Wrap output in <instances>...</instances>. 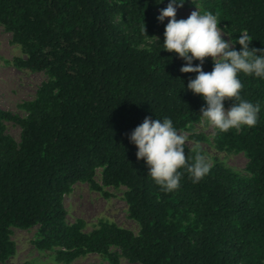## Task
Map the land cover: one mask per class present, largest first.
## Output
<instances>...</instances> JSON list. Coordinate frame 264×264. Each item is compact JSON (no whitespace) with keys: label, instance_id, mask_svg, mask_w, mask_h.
Returning a JSON list of instances; mask_svg holds the SVG:
<instances>
[{"label":"trees","instance_id":"1","mask_svg":"<svg viewBox=\"0 0 264 264\" xmlns=\"http://www.w3.org/2000/svg\"><path fill=\"white\" fill-rule=\"evenodd\" d=\"M166 3L0 0V26L21 52L5 63L47 77L18 105L25 116L0 108V263L16 254L13 228H36L33 246L55 264L89 254L109 264H264V79L238 74L242 97L261 104L256 126L212 136L218 152L245 156V174L215 159L197 183L180 169V187L166 192L127 139L145 116L169 117L178 132L200 121L204 101L187 90L196 74L180 72L185 62L162 49L157 12ZM193 3L218 16L232 43L246 32L250 47L264 48V0ZM212 67L206 57L203 70ZM7 122L20 128L19 141ZM185 154L192 162L193 148ZM77 183L105 196L103 188L123 187L137 234L106 220L90 232L81 219L69 223L64 198Z\"/></svg>","mask_w":264,"mask_h":264},{"label":"clouds","instance_id":"2","mask_svg":"<svg viewBox=\"0 0 264 264\" xmlns=\"http://www.w3.org/2000/svg\"><path fill=\"white\" fill-rule=\"evenodd\" d=\"M155 3H163V0H155ZM184 3L185 0H168L166 7L159 11L157 20L163 23L167 18L163 42H160L162 49L174 52L185 62L180 72L196 74L188 80L187 90L204 101L199 114L200 126H210L221 133L256 126L261 104L242 97L243 83L238 74L264 79V48L250 47L251 38L246 32L237 38L236 43H232L224 28L218 27V16L209 10L201 11L195 7L187 18L177 19V9ZM143 30L145 32L144 24ZM157 40L160 41L159 38ZM236 44L240 46L239 50L234 47ZM206 57L212 58L210 72L203 70ZM193 61L199 63L193 65ZM226 99L232 101L227 109L224 106ZM126 135L129 143L136 148L137 160L144 161L147 174L163 191L171 192L180 187L183 176L180 169H185L193 183H197L213 166L210 159L199 151L198 142L193 148L195 155L192 162H189L185 154L188 137L177 131L169 117L158 119L145 116Z\"/></svg>","mask_w":264,"mask_h":264},{"label":"rangeland","instance_id":"3","mask_svg":"<svg viewBox=\"0 0 264 264\" xmlns=\"http://www.w3.org/2000/svg\"><path fill=\"white\" fill-rule=\"evenodd\" d=\"M167 3L163 6L166 7ZM199 8L190 0L184 3L182 7L177 9L176 18L182 19ZM163 8H160L159 11ZM167 23V18L164 20ZM219 27V26H218ZM229 39L228 36L224 37ZM12 36L0 26V108L21 117L25 113L18 108V105L24 101L34 99L36 91L47 77L42 72H30L26 70H17L12 65H8L5 61H12L16 57L21 56L20 49L12 43ZM212 60L211 57H207ZM227 109V108H226ZM6 133L15 141H19L20 128L13 123H5ZM215 129L212 127L202 128L199 124L193 126L189 130L179 131L180 134L188 137L185 145L192 149L195 141L192 136L202 135L206 140L198 142L199 149L213 163L215 159L223 162V164L232 171L245 174L247 160L242 153H225L218 152L213 143L212 136ZM95 182L101 185V171H96ZM124 188L118 190L109 187L103 188L102 195L100 192L90 189L88 184L77 183L73 187V191L64 198V207L67 212V220L69 223L81 219L85 222V231H92L99 220H106L132 231L134 234L138 232L137 224L128 216L127 205L123 200ZM11 240L16 245V254L4 264H22L25 261L33 264H55L53 256L48 252H39L32 244L36 228L30 230H20L13 228L11 230ZM2 264V263H0ZM71 264H109L100 256L89 254L75 260ZM119 264H131L125 259H121Z\"/></svg>","mask_w":264,"mask_h":264}]
</instances>
